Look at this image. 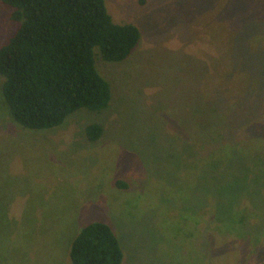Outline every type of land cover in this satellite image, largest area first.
Returning a JSON list of instances; mask_svg holds the SVG:
<instances>
[{
  "label": "rangeland",
  "instance_id": "374dc122",
  "mask_svg": "<svg viewBox=\"0 0 264 264\" xmlns=\"http://www.w3.org/2000/svg\"><path fill=\"white\" fill-rule=\"evenodd\" d=\"M225 3L106 0L140 42L122 61L97 51L109 106L80 108L54 128L17 124L0 75V264H72L73 238L97 220L118 235L121 264L262 259L261 105L256 88L226 97L235 50L218 24ZM10 12L0 1V45L16 28ZM92 122L103 127L95 141Z\"/></svg>",
  "mask_w": 264,
  "mask_h": 264
},
{
  "label": "trees",
  "instance_id": "16d2710c",
  "mask_svg": "<svg viewBox=\"0 0 264 264\" xmlns=\"http://www.w3.org/2000/svg\"><path fill=\"white\" fill-rule=\"evenodd\" d=\"M0 1L10 7L16 23L0 45V75L2 98L17 124L49 129L80 108L102 111L109 106L111 85L97 68L96 52L106 61L127 59L141 39L136 24L116 22L106 0ZM218 20L235 50L227 76L235 82L223 80L226 97L233 101L256 88L261 109L253 123L264 126V32L259 30L264 0H226ZM85 132L95 141L103 127L92 122ZM258 242L264 244V239ZM69 253L72 264H121L124 258L118 235L100 220L79 230ZM259 255L257 264H264V249Z\"/></svg>",
  "mask_w": 264,
  "mask_h": 264
}]
</instances>
